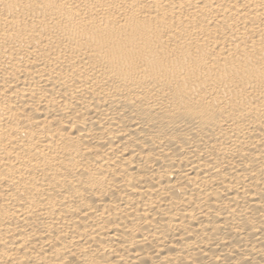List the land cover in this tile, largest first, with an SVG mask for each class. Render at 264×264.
<instances>
[{"label":"bare ground","instance_id":"obj_1","mask_svg":"<svg viewBox=\"0 0 264 264\" xmlns=\"http://www.w3.org/2000/svg\"><path fill=\"white\" fill-rule=\"evenodd\" d=\"M0 264H264V0H0Z\"/></svg>","mask_w":264,"mask_h":264}]
</instances>
